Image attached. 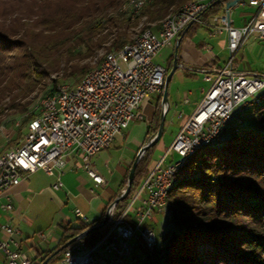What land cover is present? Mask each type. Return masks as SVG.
<instances>
[{
	"label": "trees",
	"instance_id": "16d2710c",
	"mask_svg": "<svg viewBox=\"0 0 264 264\" xmlns=\"http://www.w3.org/2000/svg\"><path fill=\"white\" fill-rule=\"evenodd\" d=\"M6 1V10L0 11V128L9 121L19 122L21 139L38 115V98L54 93L60 83L76 85L101 51H118L134 40L142 20L145 29L156 31L166 17L192 0H151L136 14L129 0ZM227 1L210 2L201 20L219 15ZM172 62L173 56L166 75ZM157 97L161 101L163 94ZM159 121L155 110L147 123V141L155 136ZM263 128L264 124L237 126L230 135L225 131L218 146L200 149L179 168L165 212L171 228L159 235L151 264H264ZM159 141L139 160L131 190L117 203L118 210L127 205L155 163L152 156ZM127 180L126 174L122 190ZM94 224L68 225L60 244L33 258L32 264H41ZM105 232L100 228L83 235L48 264L59 263L65 250L75 245L92 248Z\"/></svg>",
	"mask_w": 264,
	"mask_h": 264
},
{
	"label": "built area",
	"instance_id": "2783aa9c",
	"mask_svg": "<svg viewBox=\"0 0 264 264\" xmlns=\"http://www.w3.org/2000/svg\"><path fill=\"white\" fill-rule=\"evenodd\" d=\"M150 1L129 0L128 5L136 14ZM212 1L185 3L161 22L157 32L144 29L120 50L107 52L76 85L60 83L54 93L43 95L38 115L28 123L21 142L0 153V197L24 173L38 169L48 174L62 172L67 157L74 152L81 154L83 168L95 184L104 186L106 180L93 165V156L110 147L132 120L141 118L137 110L150 94H163L166 68L154 62V56L163 47L171 46L194 22H201L200 14ZM238 4L253 7L252 16L247 23L235 26L232 9L225 4L224 10L212 18L213 32L226 33L228 37V57L222 66H217V55L207 47L210 69L203 72L209 88L202 89L203 97L191 115L178 113L183 122L164 156L155 161L123 209L118 210L115 202L111 204L102 238L86 251L66 249L57 264H131L138 247L152 260L158 236L148 222L157 212L168 211V196L176 185L179 168L200 149L221 143L236 108L237 123L230 124V130L243 123L248 104L264 106V73L239 71L236 61L250 35L256 33L264 40V0H240ZM251 96L253 101L248 102ZM173 153L180 159L165 164L164 158ZM3 207L13 208L10 199ZM75 214L87 221L80 209ZM0 229L5 234L0 237V252L7 264H32L33 259L21 248V228L2 223ZM39 237L44 240L46 234L40 232ZM97 252L100 253L95 257ZM150 260L140 264H150Z\"/></svg>",
	"mask_w": 264,
	"mask_h": 264
},
{
	"label": "crops",
	"instance_id": "0c3cea01",
	"mask_svg": "<svg viewBox=\"0 0 264 264\" xmlns=\"http://www.w3.org/2000/svg\"><path fill=\"white\" fill-rule=\"evenodd\" d=\"M238 6L242 10L238 12L236 18L233 16L232 10ZM234 8L231 10V16L235 26L247 23L254 11L253 7L243 4H238ZM211 20L212 18L207 21L201 20V22L193 25L186 34L184 33L174 40L173 44L169 46L172 51L167 57L166 68L170 66V60L173 56L172 67L174 66L175 58H177L176 71L181 68L186 75L197 78L199 74H204L203 69L208 71L210 69L211 56L207 47H210L217 55L216 65L222 66L224 64L227 56L221 58V53L225 48L228 52V37L226 33H214L211 28ZM157 31L158 29L155 32ZM154 58L153 60H155ZM237 69L250 72L239 69L238 63ZM190 95L191 92L185 94L184 104L191 102ZM157 99V96L154 100L148 96L137 110V114L141 118L132 120L123 133L116 136L110 147L101 150L92 158L93 165L101 173L99 169L100 158L108 149L115 145L119 137L124 138L126 142L136 144V149H133L132 154L124 160L125 166H118L122 176L120 183H117L118 185H115L116 182L113 184L112 178L105 177L101 173L106 183L104 186H97L83 168L81 154L74 152L67 157V162L62 172L54 170L53 174H48L44 170L38 169L34 172L24 173L21 180L10 188L6 195L0 197V224L8 223L21 228V248L32 259L44 251H50L57 247L68 225L76 227L81 224L83 220L75 214L76 209H80L87 217V221H85L87 223L95 222V224H98L104 220L111 204L123 191L122 183L127 168L145 142L147 123L153 115ZM195 109L191 113L185 114V116L191 115ZM169 110L170 106L167 113ZM252 111L258 115L259 119H263L264 109L259 110V106H253ZM56 183L59 184L58 188L54 187ZM95 189H101L104 196L96 195ZM8 198L13 205L11 210H6L3 207V204L9 201ZM70 202H73V209L71 210L74 217L67 211L63 212ZM138 204L139 201L137 200L135 205L137 206ZM148 223L151 225V220ZM40 232L46 234V239L42 240L39 237ZM4 236V232L0 229V237ZM142 257L140 248H137L132 264H137ZM0 264H7L6 257L2 252H0Z\"/></svg>",
	"mask_w": 264,
	"mask_h": 264
},
{
	"label": "rangeland",
	"instance_id": "374dc122",
	"mask_svg": "<svg viewBox=\"0 0 264 264\" xmlns=\"http://www.w3.org/2000/svg\"><path fill=\"white\" fill-rule=\"evenodd\" d=\"M6 3H7L6 0H0V11L4 12L6 10V6L8 5ZM241 10L242 8H240V6L234 8L232 10L233 16L237 18L238 12H240ZM145 25L146 24L142 20L139 23V25L136 27L137 29L136 34L134 35L133 38H136L142 32V30L145 29L144 28ZM171 51H172L171 47L169 46L163 47L156 54L154 61L156 63L163 65L166 68L167 67L166 60L167 57L170 55ZM107 52L108 51L106 50L101 51L99 58L94 59L91 62V66L92 67L96 66L103 59L104 55ZM226 56L228 57V52L227 49L225 48L221 53V58H224ZM236 61L239 65V69L241 70L264 73V40L259 39L256 33L250 35V37L246 40L241 51L236 56ZM209 85L210 84L204 80V74H199L197 78L190 77L186 75L184 70L181 68H178L177 71L174 73L168 88L170 110L166 116L165 124L166 123L167 124L165 126V131L161 137V140L159 141V144L154 150L152 156L154 161L159 160L162 156H164L165 150L169 148L175 136L177 135L182 122V118L178 117V113L181 111L183 112L184 115L191 113L196 108V106L198 105V103L202 98V89L203 88L208 89ZM188 92H191V95L189 96L191 102L189 104H184L183 103L184 96ZM156 96H157L156 94H150L149 98L154 100ZM39 101L40 99L38 98L36 100V103ZM252 101H253V96L249 97L248 99V102H252ZM252 108L253 106L250 104L246 106L244 121L241 125H239L240 127L243 128L259 127L261 124H264V118L259 119L258 115L252 111ZM155 110L160 115V120H161V116L164 112V105L162 100L158 101L157 99L153 114L155 113ZM237 116H238V108L235 109L232 118L225 127L227 131L226 134L228 135L231 134V130L228 129V127L230 124L236 125ZM151 119L152 117L148 122H150ZM18 124L19 122L11 123L9 121L7 124H5L0 128V152H4L12 147H15L21 142L22 138L20 139L18 137V127H17ZM153 124L155 125L156 121ZM159 126H160V121H159ZM147 142H148L147 138H145V142L143 143V145L146 144ZM133 149H136V144L126 142L124 138L119 137L115 145L112 146L110 149H108V151H106L105 154L100 158L99 169L105 177L108 178L110 177L113 179V184H115V182H116L115 185H118L120 183L122 176L118 169V166H122V167L125 166L124 160L126 159V157L132 154L131 152L133 151ZM147 151L148 148L142 153L140 160L148 155ZM178 159H180V157L177 154L175 153L168 154L164 158V163L168 164L170 161L172 160L176 161ZM134 160L135 158H133L131 164L126 170V174L128 175V178ZM127 184H128V180H127ZM95 194L102 197L103 191L101 189H95ZM72 207H73V202H70L68 206H66L65 210H63V212L65 213V211H67L72 215V217H74L71 210L73 209ZM167 216L168 215H166L165 212H157L154 216V219L151 220L152 222L151 225L156 231L158 237L161 233H165L167 230L171 228V222L168 220ZM138 248H140V251L142 252L141 247Z\"/></svg>",
	"mask_w": 264,
	"mask_h": 264
},
{
	"label": "water",
	"instance_id": "95a60500",
	"mask_svg": "<svg viewBox=\"0 0 264 264\" xmlns=\"http://www.w3.org/2000/svg\"><path fill=\"white\" fill-rule=\"evenodd\" d=\"M239 2H240V0H228L226 2V7L228 9H233ZM176 68H177V58H175L174 66L172 67V69L170 70V72L167 74L166 79H165V88H164L163 97H162V102H163V105H164V112H163V114L161 116L159 130H158L157 134L150 141H148L146 144H144L142 146L141 150L138 152V154L135 157V160L133 162V165L131 167L130 173H129L128 184H127L126 188L122 191V193L115 199V201H114L115 203H118L120 200L124 199L129 194V192L131 190V187H132V184H133L134 177H135V171H136V168H137V165H138V162L140 160V157H141L142 153L147 148H149L152 145L156 144L159 141V139L161 138L162 134H163L164 124H165V118H166L167 111L169 109L168 88H169L170 81L172 80V77H173V75H174V73L176 71ZM110 208H111V206H110ZM110 208H109V211H110ZM109 211L106 214V216H105V218H104V220L102 222H100L98 224H95L93 226H90L88 229H86L85 231H83L81 234H79V235L73 237L72 239H70L69 241H67L63 246H61L59 249H57L50 257H48L46 260H44L43 262H41V264H48L49 261H50V259L54 255H56L57 253H59L63 249L67 248L68 246L72 245L77 239L81 238L83 235L89 234V233H91V232H93V231H95L97 229H100V228H105V226L107 225L108 220H109ZM72 248L75 251H77V252L86 251V250H82V248H80L77 245L73 246ZM87 250H89V249H87ZM99 253L100 252L95 253V257ZM135 253H136V251H135ZM141 255L143 257L139 260V262L137 264H140L145 259H149L150 260V257L145 256L143 254V252H141ZM134 258H135V255H134ZM152 260H150V264H151V261Z\"/></svg>",
	"mask_w": 264,
	"mask_h": 264
}]
</instances>
